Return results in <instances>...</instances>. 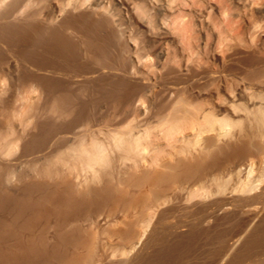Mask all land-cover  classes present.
I'll use <instances>...</instances> for the list:
<instances>
[{
	"label": "bare ground",
	"instance_id": "6f19581e",
	"mask_svg": "<svg viewBox=\"0 0 264 264\" xmlns=\"http://www.w3.org/2000/svg\"><path fill=\"white\" fill-rule=\"evenodd\" d=\"M2 79L0 264H264V0H0Z\"/></svg>",
	"mask_w": 264,
	"mask_h": 264
},
{
	"label": "rangeland",
	"instance_id": "374dc122",
	"mask_svg": "<svg viewBox=\"0 0 264 264\" xmlns=\"http://www.w3.org/2000/svg\"><path fill=\"white\" fill-rule=\"evenodd\" d=\"M111 11H113L114 12V9H111ZM115 49H114V48ZM117 47V46H116ZM115 47V45H113L112 46V48L111 49H113L114 50V52H119V49H117ZM131 55H133L132 53H131ZM83 61H84V64H86V66H97V64L96 63H92V61H89L88 59H86V58H83L82 59ZM86 62V63H85ZM122 64V63H121ZM124 64V63H123ZM8 79H6V80H0V91H2V88L3 87H7V90L5 91L6 93H5V96L10 100V103L6 106V108H5V110H6V112H4L5 114H6V116H7V119H8V122L7 121H3L2 122V124L0 125V134H2V136H3V142L2 141H0V143L2 144V143H4V142H10L11 140H14V138H15V135H16V131L18 130V128L19 127H21V124H20V119L22 118V116L24 117V115H22L21 113V111H22V109H21V106H22V101H21V99L20 98H22V95L23 94H25V92L26 93H28L27 95L29 96V93H30V95H31V91L29 90V85H17V84H12V82H10L9 80L7 81ZM4 81V82H3ZM3 85H2V84ZM19 87V88H18ZM21 95V96H20ZM26 95V94H25ZM26 95V97H28ZM24 96V95H23ZM30 97V96H29ZM17 99H18V101H17ZM20 99V100H19ZM17 101V102H16ZM19 102V103H18ZM168 105H166V108H168L169 109V107H167ZM18 108H20V109H18ZM16 110L17 112H19L20 113V117H19V115H18V117L17 116H13L12 114H13V112ZM107 112L106 111H103L102 110V113L100 112L99 114H97L96 116L97 117H99L98 119L100 120V118H101V114H106ZM107 115V114H106ZM1 117H3L2 116V114L0 115ZM153 117V118H152ZM16 118V119H15ZM107 118V117H106ZM3 119H4V117H3ZM105 119V118H104ZM5 120V119H4ZM149 120H151V121H149ZM156 120H157V118H156V116H154V115H151V116H148V117H146L145 118V121L144 122H142V123H140V125H139V129H143L144 127H146L148 124L147 123H149V124H151V123H155L156 122ZM8 124V125H7ZM99 124V123H98ZM125 124V123H124ZM142 125V126H141ZM105 126V127H104ZM110 126H106V125H103V123H100L99 125H97V126H95V128H97V129H100L101 131H104L103 129H105V131L103 132V133H101L100 134V136H103L104 135V133L106 132V130L109 128ZM83 128H87V125L85 124V123H81V124H79L77 127H75V129L77 130V129H83ZM7 138V139H6ZM60 146V147H59ZM62 146V147H61ZM55 147H57L56 149H57V151H63L64 150V148L65 147H63V144H57V146L56 145H54L52 148H54L55 149ZM58 147H59V149H58ZM52 148H51V150H52ZM50 150V151H51ZM52 152H56V150H52ZM113 209L112 208H109V207H105V208H103V209H101L100 210V214L101 215H103V216H106V217H109V218H113L114 217V215H119L118 216V220L120 219V221H118L117 223H125L126 221H128V219L127 220H125L124 218L126 217L125 215L127 214V215H132L135 211H134V209H131V210H128L126 213H125V215H124V213H121V214H117L118 213V211H117V209H115V210H113V212H111ZM120 213V212H119ZM112 214V215H111ZM111 216V217H110ZM121 216V217H120ZM124 216V218L122 219V217ZM120 217V218H119ZM171 217V218H170ZM169 217V220L170 221H173L172 219H177L178 218V214H174V215H172V216H170Z\"/></svg>",
	"mask_w": 264,
	"mask_h": 264
}]
</instances>
